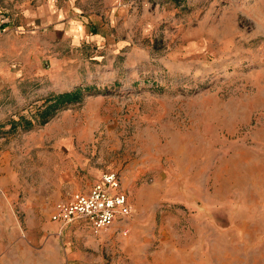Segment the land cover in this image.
<instances>
[{
    "label": "rangeland",
    "instance_id": "1",
    "mask_svg": "<svg viewBox=\"0 0 264 264\" xmlns=\"http://www.w3.org/2000/svg\"><path fill=\"white\" fill-rule=\"evenodd\" d=\"M83 1L71 37L0 0V237L28 264H264V0ZM106 172L128 217L48 228Z\"/></svg>",
    "mask_w": 264,
    "mask_h": 264
},
{
    "label": "built area",
    "instance_id": "2",
    "mask_svg": "<svg viewBox=\"0 0 264 264\" xmlns=\"http://www.w3.org/2000/svg\"><path fill=\"white\" fill-rule=\"evenodd\" d=\"M129 3L145 4L147 0H127ZM131 207L120 185L116 172H106L90 186L88 191L74 193L67 201H58L52 206L49 221L62 227L81 222L98 232L114 222L128 217Z\"/></svg>",
    "mask_w": 264,
    "mask_h": 264
},
{
    "label": "crops",
    "instance_id": "3",
    "mask_svg": "<svg viewBox=\"0 0 264 264\" xmlns=\"http://www.w3.org/2000/svg\"><path fill=\"white\" fill-rule=\"evenodd\" d=\"M49 3L40 8L43 22L57 24L59 33L66 36L74 37L78 32L84 33L87 9L83 0H51ZM47 225L48 228L57 226L51 221ZM28 255L27 237L24 235L14 231L0 237V264H28ZM36 255L43 258V249L36 252Z\"/></svg>",
    "mask_w": 264,
    "mask_h": 264
},
{
    "label": "trees",
    "instance_id": "4",
    "mask_svg": "<svg viewBox=\"0 0 264 264\" xmlns=\"http://www.w3.org/2000/svg\"><path fill=\"white\" fill-rule=\"evenodd\" d=\"M80 97V90L74 89L70 92H63L56 95H52L47 97L44 101L45 106L39 112V122L45 123L49 115L57 108H60L66 104H70L72 102H76L79 100ZM22 121H24L22 119ZM25 126H29L30 123L24 121ZM11 128H14V123H11Z\"/></svg>",
    "mask_w": 264,
    "mask_h": 264
}]
</instances>
